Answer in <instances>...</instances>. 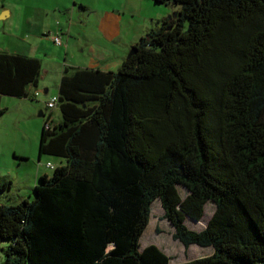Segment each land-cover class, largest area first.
<instances>
[{
    "label": "trees",
    "instance_id": "trees-1",
    "mask_svg": "<svg viewBox=\"0 0 264 264\" xmlns=\"http://www.w3.org/2000/svg\"><path fill=\"white\" fill-rule=\"evenodd\" d=\"M153 1L182 8L118 71L65 67L40 156L67 164L34 200L0 204V264H171L141 249L157 200L176 240L214 248L181 264H264V0ZM42 73L0 51V116L2 96L32 98Z\"/></svg>",
    "mask_w": 264,
    "mask_h": 264
},
{
    "label": "rangeland",
    "instance_id": "rangeland-1",
    "mask_svg": "<svg viewBox=\"0 0 264 264\" xmlns=\"http://www.w3.org/2000/svg\"><path fill=\"white\" fill-rule=\"evenodd\" d=\"M51 1L0 0V49L13 51L23 44L20 40L23 38L22 32L24 35L30 34L25 23L29 14L28 9L24 8L26 4L46 5ZM151 2L156 5L148 6L146 13L133 18L132 24L123 30V35L118 41L125 38L129 40L131 35L136 34L135 31L140 25L148 32L156 29L160 21L169 18L182 8L181 5L157 4L153 0ZM8 11H12L13 14L6 13ZM67 18L65 32L60 37L64 36L66 39L70 36L73 37V45L67 52L65 47L52 42L50 49L46 48L52 57L45 58L44 55H40L44 59L43 73L39 85L31 88L33 97L2 96L1 98V107L7 111L0 116V178L10 183L8 190L0 191V204L2 205H18L26 199L34 200L35 187L39 184L40 178L43 175L52 176L54 174L55 169L48 167V163L53 164L54 167L67 164L64 158L52 155H41V160H39L41 136L46 122H50L52 125L62 122V112L59 106L54 110L47 109L45 106L47 98L59 94L60 81L63 75L62 68L65 66L75 67L79 63L90 65V57L86 55V52H82V47H79V41L76 40L78 38L85 42L83 20L78 13L75 18L70 16ZM48 23V25H55V22L53 24ZM88 28L90 29L89 35L92 32V27ZM146 35L144 34V36ZM141 38L139 37L137 41L139 42ZM47 71L49 72L47 73ZM46 88L49 89L48 94L44 93ZM37 90L40 91L38 96L36 95ZM41 112L45 113V116H41ZM24 153H27L29 158L23 159ZM179 190L182 197H185L186 190L183 187H179ZM215 209L214 203H208L205 207L203 220L198 223L188 218L186 220L187 226L194 231L204 230ZM147 229L146 234L144 233L145 235L141 239V249L149 245H156L171 257V264L186 263L208 257L214 253L213 247L193 245L186 248L180 241L176 240L174 238L175 228L165 218V210L160 200L155 201L152 205L150 224ZM2 260L4 257L1 258Z\"/></svg>",
    "mask_w": 264,
    "mask_h": 264
},
{
    "label": "crops",
    "instance_id": "crops-1",
    "mask_svg": "<svg viewBox=\"0 0 264 264\" xmlns=\"http://www.w3.org/2000/svg\"><path fill=\"white\" fill-rule=\"evenodd\" d=\"M151 1L152 0H52L46 5L26 4L24 8L28 9L29 14L25 23L27 24L30 34L24 35V32H22L21 36L23 38L20 40L23 44L21 47L18 46L13 51L10 49H0V51L36 57L39 58L44 65V59L41 56L44 55L45 58L52 57V55L46 51V48L50 49V44L54 42V36L64 34L66 21L68 19L67 16L75 18V15L78 13L83 20L82 26L85 34V42H82V40L78 38H76V40L77 42L79 41V47H82V52H86V55L90 57V65L79 63V65L75 67L116 71L121 68L128 58V53L132 46L138 42V38H143L144 34H147L148 31L140 25L135 31L136 34L134 36L131 35L129 40L126 38L122 41L118 40L120 36L123 35V30L126 29V27H130L133 18L146 13L148 6L156 5ZM6 13L13 14L12 11ZM48 22L52 24L55 22V25H48ZM88 27H92V32L89 35L88 31L90 29ZM45 33L47 34L45 35ZM61 39L63 42L61 47H65L67 52H69L73 45V37L70 36V38L66 39L63 36ZM23 47L25 49H22ZM65 67L62 68V72H64ZM48 72L49 71H47V73ZM37 91L39 94L40 91ZM44 93L48 94L49 89L46 88ZM53 97L46 99L45 106L47 109H50L48 108V102ZM22 158H29L28 154L24 153ZM39 160H41V156Z\"/></svg>",
    "mask_w": 264,
    "mask_h": 264
},
{
    "label": "built area",
    "instance_id": "built-area-1",
    "mask_svg": "<svg viewBox=\"0 0 264 264\" xmlns=\"http://www.w3.org/2000/svg\"><path fill=\"white\" fill-rule=\"evenodd\" d=\"M53 39H54V42H55L57 45H59V46L63 45L62 39H61V37H60L59 35L54 36ZM36 95L38 96L39 94L36 93ZM59 104H60V103H59V96H54V97L48 102V108H50V109H55L56 107L59 106ZM47 166L50 167V168H55L54 165L51 164V163H48Z\"/></svg>",
    "mask_w": 264,
    "mask_h": 264
},
{
    "label": "water",
    "instance_id": "water-1",
    "mask_svg": "<svg viewBox=\"0 0 264 264\" xmlns=\"http://www.w3.org/2000/svg\"><path fill=\"white\" fill-rule=\"evenodd\" d=\"M136 53H137L136 47L132 46L131 51L129 52L128 58L131 57L132 55L136 54ZM41 116H44L43 112H41Z\"/></svg>",
    "mask_w": 264,
    "mask_h": 264
},
{
    "label": "bare ground",
    "instance_id": "bare-ground-1",
    "mask_svg": "<svg viewBox=\"0 0 264 264\" xmlns=\"http://www.w3.org/2000/svg\"><path fill=\"white\" fill-rule=\"evenodd\" d=\"M198 223H199V222H198ZM147 230H148V229H147ZM147 230H146V232H147ZM146 232H145V234H146ZM145 234H144V235H145Z\"/></svg>",
    "mask_w": 264,
    "mask_h": 264
}]
</instances>
